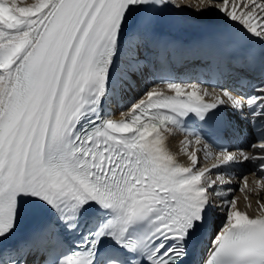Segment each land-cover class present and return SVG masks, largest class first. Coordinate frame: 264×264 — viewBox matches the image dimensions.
Returning a JSON list of instances; mask_svg holds the SVG:
<instances>
[{"label":"snow or ice","instance_id":"obj_1","mask_svg":"<svg viewBox=\"0 0 264 264\" xmlns=\"http://www.w3.org/2000/svg\"><path fill=\"white\" fill-rule=\"evenodd\" d=\"M170 4L214 9L264 41V0H35L23 7L0 0V264H183L188 239L207 226L214 207L225 218L203 264H264V203L257 201L255 216L241 211L235 196L221 208L213 201L217 181L232 177L212 178L213 169L232 163L264 173V79L249 95L161 81L120 119L101 115L104 102L143 72L146 51L161 61L174 51L157 27ZM189 55L207 56L217 71L229 67L227 53L210 45ZM225 105L253 130L249 149L213 151L182 129L185 118L203 121ZM177 130L192 137L183 142L187 166L165 147ZM200 151L212 156L211 168L197 167ZM22 200L46 207L54 219L6 246ZM93 213L103 214L98 226L81 234V221ZM145 224L147 231L132 235Z\"/></svg>","mask_w":264,"mask_h":264},{"label":"bare ground","instance_id":"obj_2","mask_svg":"<svg viewBox=\"0 0 264 264\" xmlns=\"http://www.w3.org/2000/svg\"><path fill=\"white\" fill-rule=\"evenodd\" d=\"M183 5H188V0H178ZM35 0H18V6H29L32 3H34ZM241 4L246 3L245 0H239ZM174 3V2H173ZM175 4V3H174ZM187 12L182 10L181 8H176L170 4V6L162 11L163 15L168 18L169 20L177 21L182 24V26H171L166 20H163L161 18L158 19L157 27L159 32L165 33V35H168L169 33L175 34V36L179 38H187L190 35H192L197 29H199L201 26H216L218 23L220 24H232L237 25L234 23L229 22L224 15H222L220 12L210 9L207 12H201L196 13L192 11L191 7H188ZM237 14H240V9H237ZM136 15V14H134ZM131 19V18H130ZM238 26V25H237ZM123 62V59H122ZM139 83H136V88L131 92L132 95L130 96V92H126L125 89L120 90L118 93L117 90L115 91V95L112 97V101H114V110H109L108 108H102V112H104V115L110 114L115 119H120V113L124 112L128 109L129 104L143 95L146 88H149L151 85V78L148 76L147 72H144L137 80ZM215 94V93H214ZM185 139L177 136L175 133L168 137L165 147L169 151L171 155H173L177 162L179 164H183L185 166L190 165L191 161L188 159L187 155H185L184 152V142ZM193 148H189L188 150L191 151ZM202 164V161L199 160V164L197 167H199ZM220 172H223V176L225 179H228V176L231 175V180L229 183L226 184H220L219 181H217V186H219L220 190L224 192L221 197H218L217 199L213 200L215 204L218 202H223L224 200H229V197L231 195L235 196L237 198V207L241 211H246L248 215L255 216L257 211L259 210V205L257 204V201L260 203H264V188L260 192H255L254 189L248 190L246 187L244 188V191L239 192L236 181H232L234 177L239 178V181H243V177H247L249 183H254L258 178L261 177L260 174H258L257 169L250 168V165L248 162L240 164V167L233 172L231 170H217L214 172L212 177H215L217 179V174ZM253 173H256L253 175ZM240 182V187H241ZM262 184L264 181L261 182ZM216 186V188H217ZM215 188V192L217 191ZM235 189L234 192H229L227 189ZM242 188V187H241ZM247 196L248 199L245 200V196ZM251 204V208L247 207V204ZM221 208L224 207V205L221 203ZM224 212L219 217V219H216L214 221V224L212 225V228L214 230V225L217 226L220 223H223Z\"/></svg>","mask_w":264,"mask_h":264}]
</instances>
